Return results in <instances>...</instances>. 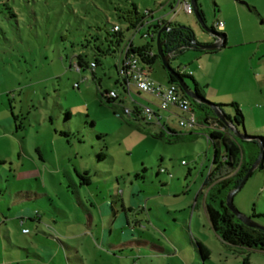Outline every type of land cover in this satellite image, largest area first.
<instances>
[{
	"label": "rangeland",
	"instance_id": "rangeland-1",
	"mask_svg": "<svg viewBox=\"0 0 264 264\" xmlns=\"http://www.w3.org/2000/svg\"><path fill=\"white\" fill-rule=\"evenodd\" d=\"M176 1L0 0V11H7L5 8L9 6L15 12V18L11 19L0 14V120L4 123L11 115L17 117L15 123L24 127L21 134L32 157L14 161V176L8 172L9 165L4 167L5 171L0 166L2 184L8 185L13 195L30 185L32 191L47 192L53 198L49 210H36L43 219L24 221L23 227L30 233L23 234L19 222L9 220L11 245L0 232L3 254L14 253L33 264H132L129 256L140 252L146 256L140 264H169V260L182 264L180 256L193 264V256L179 240V228L168 232L166 224L173 220L167 211L182 209L174 213V217L189 220L195 195L202 187L214 155L213 146L205 138L210 131V120L206 118H212L213 114L190 102L196 125L190 131L179 130L176 117H170V125L181 134L170 139L159 137L160 129L155 123L127 114L115 115V111L120 112L119 105L108 104L100 93L112 91L119 99L123 97L122 87L116 83L118 54L98 56L97 65L90 68V63L95 62L93 42L85 41L96 34L97 26L108 28L115 24L124 29L117 14L134 3L140 12L151 10L154 15L163 16L165 22L190 28L198 44H212L213 38L200 25L194 12L189 15L182 8H175ZM199 1L207 28L218 20L227 24L228 32L215 31L229 33V45L216 53L187 49L171 59L170 66L186 75L190 88L194 80L207 101L227 105L222 108L225 114L233 115L234 109L229 104L237 103L243 115V128L239 130L264 141V23L258 21L253 30L246 19L240 20L231 13L223 0H218L222 3V14L210 0ZM146 32V27L137 32L125 31V39H131L136 48L149 47L157 54L156 39L151 41ZM98 33L104 34L103 30ZM258 39L263 41L252 43L247 49L235 47L237 43ZM79 55L87 64L83 69L75 66ZM149 76L156 85H167L166 71L160 60L151 65ZM130 89L124 108L130 109L132 103L155 107L158 102L150 94ZM160 115L165 119L169 114L160 112ZM0 131L4 134L3 129ZM54 131L57 135L61 131L70 132L67 137L59 138ZM43 144L48 149L45 163L38 162L35 152L37 145L43 152ZM240 145L248 160L252 145L242 140ZM62 160L77 183L79 178L74 168L87 170L91 176L92 189H78L89 215L75 207L73 191L66 192L67 184L59 169ZM35 162L42 174V165L48 167L52 175L58 173L62 189L52 178L44 181V188ZM262 164L264 166V160ZM160 169L166 173L160 174ZM109 190L121 193L126 206L123 212L115 215L112 209L101 204L103 194ZM185 191H188L186 195ZM132 194L136 195L134 199ZM114 199L108 198V206ZM131 201L141 204L136 207ZM233 203L240 213L264 226L263 216L252 217L253 212L264 214V167L252 173L233 196ZM3 205H6L4 201ZM56 205L65 215L52 213ZM165 229L167 232L163 231ZM127 241L140 245H123ZM154 246L164 247L171 253H157ZM27 247L31 248L30 253L39 251L44 260L21 250ZM74 248L81 263L74 258ZM133 262L138 263L137 259ZM250 264H264V254L253 255Z\"/></svg>",
	"mask_w": 264,
	"mask_h": 264
},
{
	"label": "trees",
	"instance_id": "trees-1",
	"mask_svg": "<svg viewBox=\"0 0 264 264\" xmlns=\"http://www.w3.org/2000/svg\"><path fill=\"white\" fill-rule=\"evenodd\" d=\"M6 5V4H4ZM162 7L161 5H159ZM169 7L173 9L171 3H169ZM7 11H0L1 16L3 15L7 19L15 18V12L7 6L5 8ZM120 11V10H119ZM199 14L204 21L203 12L198 9ZM119 21L124 23V29L119 25H111L107 28V26L95 28L96 34L90 36L89 40L85 41L87 44L93 42L91 45L92 50L95 53V62L90 63V68H94L98 63V56H113L118 54V60L115 65L117 74L119 76L116 83H118L121 87H123L125 80L120 78L118 63L120 62L121 52L123 48L129 44L130 47L128 49V54H132L138 58L140 61L144 63L148 69L150 70L151 65L155 60H159L157 54L152 52L149 47L144 48H136L132 40L125 39V31H139L141 27H146L147 32L146 36L152 40L156 39L157 33L163 26H168L170 29L168 31H164L160 35V42H162V51L165 55L173 54L174 56L171 59H174L176 55L182 53L187 49H191L195 52L202 53H213L214 51L207 52L204 50H200L196 45H193V31L190 28L179 26L177 24L169 22H162L161 24H157L154 21V18L157 17L154 15V12L151 10H145L144 12L138 11L137 6L134 3H130L129 8L125 9L121 13L117 14ZM117 28V29H115ZM216 35L224 36L223 34L216 32L214 28H210ZM103 30V35L99 34ZM151 34V36L149 35ZM77 62L75 66L78 69H83L87 67L86 62L79 55L76 57ZM94 65L92 67L91 65ZM163 68V67H162ZM164 69V68H163ZM177 75L187 83L186 75L180 73V71L175 70ZM192 79L190 75H187ZM167 84L176 85L179 92L185 96L189 102H193L197 104L198 107L202 108L206 112H210L213 114L212 118L207 117L206 121L210 120V126L215 124L216 129L209 127V133L206 134V142L209 145H212L214 148V155L211 161V164L208 168V173L203 181L202 188L198 193V196H204V207L208 217V221L213 229V231L217 234V236L226 244L241 247L246 249H254L259 251H264V231L256 228H251L243 224L232 212L226 208L224 200L226 195L231 190L235 189L242 178L246 174L249 167L254 163L256 158L259 155V142L261 137L250 136V139L242 140L248 142L252 145L249 158L245 157L244 151L240 145V140L236 138L230 131L229 127L221 122L215 116L213 110L203 104L196 102L195 100L188 98L184 92L181 90L177 81L166 72ZM193 80V79H192ZM194 92L202 96L197 83L193 80ZM112 92V91H110ZM109 92L100 93V97L104 99L108 104L117 103L120 107V112L115 111L114 114L121 117L125 115L124 113V100L118 98H110L108 97ZM217 108L221 110L224 115L225 120L228 122L230 127H235L237 129L243 127V115L242 112L236 103L229 104L230 107L234 109L233 115L225 114L222 110L224 106L223 104H213ZM68 118V114L66 116ZM134 119H138L135 115H132ZM16 120V118H14ZM17 129H24V127L20 124L15 123ZM159 137H180V131L174 130L172 127L167 125H162L159 127ZM59 135L67 137V132H59ZM262 162L259 164L257 169L263 168ZM79 178V182L82 186H86L90 184L89 173L81 172L77 174ZM73 191V194L76 195L74 191V185L68 187ZM197 196V197H198ZM197 199V198H196ZM264 214H256L253 212L252 217H259ZM195 247L197 249L198 255L201 259H206L208 252L206 249L195 242ZM247 260V258L245 259Z\"/></svg>",
	"mask_w": 264,
	"mask_h": 264
},
{
	"label": "crops",
	"instance_id": "crops-1",
	"mask_svg": "<svg viewBox=\"0 0 264 264\" xmlns=\"http://www.w3.org/2000/svg\"><path fill=\"white\" fill-rule=\"evenodd\" d=\"M210 1L212 2L213 7L216 8L218 12L222 14V3H220V1L218 0H210ZM223 1L225 2L226 5H228L231 13L235 14L237 18H239L240 20L246 19L249 24L248 26H250L251 29L253 28V30H255L254 28L257 25L258 21H260V24L264 23V0H223ZM197 4L199 5L198 9L202 11V2L197 0ZM219 21L220 20L216 22H219ZM214 25L212 28H214ZM226 29H227V24L223 23L222 30L226 32L227 31ZM255 33L256 32H253V34ZM221 34H223L225 37V46L214 51L213 53L226 49L227 48L226 46L229 45V33L227 34L221 33ZM214 41L215 40L213 39V42ZM261 41H263V39H258L257 41H250V42L244 41V42L237 43L235 47L237 49L244 50V49H247L246 47H248V45L252 43L261 42ZM14 118H16L17 120V117H14V115H11V117H9L8 122L2 123V121L0 120V129H3V132H4V134H1V131H0V166L2 167L1 170L5 171L4 167L6 165H9L8 172L12 176H14L16 172L14 168L15 160L16 162H18L25 158H32L25 147L24 138L21 134V131H23L24 129L22 130V129L16 128L15 126L16 120H14ZM8 126L12 128H9ZM54 133H56V136L59 138L64 137L59 134L57 135L56 131H54ZM51 143L53 146L55 145L53 141ZM66 143L71 146L69 141H67ZM42 147L43 148L41 149L43 150V152L40 151V145H37V147L35 148V152L38 155V159H39L38 162L41 161L42 163H45V154L48 153V149L45 144H43ZM34 166L37 169V171L40 172L39 176H41L42 171H40V167L37 165L36 162L34 163ZM42 167L44 168L43 174L45 176H43V174L41 178L38 176L39 180L42 182V185H44V181L46 182V179L49 180L50 178H52L55 181H57L59 188L62 189L63 182L61 181V177L59 176V174L56 173L55 175L57 176L52 175L51 170L48 167L44 165H42ZM59 167H60L59 169H61L63 172V178H65V183L67 184L66 192L69 191V188H68L69 186L71 187L72 185H74V191L76 195H75V198L72 197V200L75 203V207L78 210L82 209V211L85 214L89 215L90 213H89V210L87 209L88 207L86 206L85 201H83V199L81 198L78 189L81 187L91 188L93 186L91 179H90V184L86 186H82L79 181L78 183L75 181L74 176L67 169L64 160H62L59 163ZM81 172L89 173L87 170L80 171L74 168V173L76 176L78 173H81ZM36 176H37V173H36ZM89 177H91L90 174H89ZM2 180H3V177L0 172V232L2 234V238L9 245H11L12 232H10V227L8 226L9 220L11 219L13 220L12 222H15V223H17L18 221L19 225L22 228V231L24 229L28 230L27 228L23 227L24 221L32 220V219H37V220L43 219L42 217L39 216V211H36V210H38V208L41 210L43 209L49 210L48 205L49 204L52 205L53 198L50 195H48L47 192L37 193L35 191H32L30 185H29L30 188L26 190L16 191V193H14L13 195L11 190H9L8 185L4 186L2 184L3 183ZM43 187L45 188V185ZM200 190L201 189H199V191ZM199 191H197L195 195L194 203L190 210L189 220H186L185 218L176 219L174 217L175 216L174 213L182 212V209L181 210L174 209V210L167 211V213L172 217V220H173L170 224H166L168 232L169 230H171V228H179V234L181 236V239L179 238V240L180 242L186 245L188 251L193 256V264H197L196 262H201V264H207V263L208 264H250L251 257L253 255H256V253L258 252L264 254V251L235 247V246H231L223 242L217 236V234L213 231L208 221V217H207L205 207H204V196H198ZM187 192L188 191H185L184 194L186 195ZM120 194H114L112 190H109L108 193L103 194L101 198V204L104 205V207H106L107 209L108 208L112 209L115 215L118 214L119 212H123V210L126 207L124 201L120 197ZM131 196H132V199H134L136 195L132 194ZM108 198H116L114 199V201L110 202V206H108L107 204ZM3 201L6 203V205H3ZM131 203L132 205H135L136 207H139L141 204L140 201L138 202V205H136L134 201H131ZM146 203H148V200L146 201ZM199 203H201V205ZM14 209L15 211H13ZM127 209L131 210V207L129 208L127 207ZM52 213L54 215H65V212L61 210L57 205L54 206V211H52ZM125 221L127 222V219H125ZM159 221H161V219H159ZM163 223H165L164 220H163ZM126 225L129 227V223H126ZM163 231L167 232L166 229ZM28 233L30 232L28 231ZM195 242L202 245L208 252L206 259H201V257L198 255L197 249L195 247ZM27 243L29 242L27 241ZM136 244L137 246L140 245L139 243H135L133 241H127L123 245L130 246V245H136ZM153 248L155 252L160 253V254L171 253V252L166 251L164 247L154 246ZM21 250L29 255L31 254L33 257H35L38 260H44L43 257H40V255L37 253L39 251H37L36 253H32V252L30 253L29 251L31 250V248H28V247L21 248ZM74 250L76 252V256H74L75 260H78L81 263L82 262L81 257L77 254V250L75 248ZM132 254L133 255L129 256L130 260L132 261V264H135V262H133L135 259H137L138 261L137 264H140V260H146V256L141 255L140 252L137 254H134V253ZM178 255L180 256L179 253ZM48 257H50V255ZM246 258L247 260H245ZM0 259H1L0 264H25V262H27L28 264H33L31 261L21 259L20 256L16 257L14 253L3 254V250L1 248H0ZM49 260L50 259L48 260L45 259L46 262H48ZM180 260L182 261V264H190V262L187 261L186 258L184 259L181 256H180ZM163 263L166 264L165 262ZM169 264H179V263L173 262V261L171 262V260H169Z\"/></svg>",
	"mask_w": 264,
	"mask_h": 264
},
{
	"label": "built area",
	"instance_id": "built-area-1",
	"mask_svg": "<svg viewBox=\"0 0 264 264\" xmlns=\"http://www.w3.org/2000/svg\"><path fill=\"white\" fill-rule=\"evenodd\" d=\"M176 7L182 8L184 12L189 15L193 14V8L188 0H177L175 4V8ZM175 8L171 9V11H174ZM154 21H156L157 24H161L165 20L163 16H157L154 18ZM222 28L223 23L221 21L215 23L214 29L222 30ZM149 35L151 36V34ZM129 47L130 45L127 44L123 48L120 62L118 63L120 78L125 80L122 87L123 97L121 100H127L130 96V88L132 87L138 92L154 96L158 102L154 104L155 107H152L149 104L138 105L132 103L133 105L130 109L124 108L125 115L127 114L129 117L132 115H135L137 118L141 117L145 122L155 123L158 127L162 125L172 127L169 120L170 117L174 116L176 117V124L179 130L190 131L196 125V117L189 100L179 92L174 84H167L164 87L156 85L149 76L148 67L140 61V58L128 54ZM168 56L169 58H172L174 55L171 53ZM91 66L94 67L93 64ZM108 97L119 99L115 92H109ZM175 110L178 111L179 114L175 113ZM160 112H165L169 115L164 119V116L160 115ZM210 127L216 129L215 124ZM159 173L163 174L166 173V171L160 169ZM168 175L170 178L172 177L170 174ZM22 232L28 233V230L24 229Z\"/></svg>",
	"mask_w": 264,
	"mask_h": 264
},
{
	"label": "water",
	"instance_id": "water-1",
	"mask_svg": "<svg viewBox=\"0 0 264 264\" xmlns=\"http://www.w3.org/2000/svg\"><path fill=\"white\" fill-rule=\"evenodd\" d=\"M189 4L192 6L193 8V12L198 20V22L200 23V25L205 29V31L211 35V37L215 40L212 44H208V45H201L198 44L195 41V38L193 37V45H196L200 50H204V51H216L222 47L225 46V37L224 36H220V35H216L213 31H211L210 28H207L204 24V21L202 20L198 8L199 5L197 4V0H188ZM170 28L168 26H163L159 32L157 33L156 36V43H157V55L159 57V60L161 62L162 67L164 68V70L171 75L178 83V85L180 86L181 90L184 92V94L188 97L191 98L193 100H195L196 102L199 103H203L207 106H209L215 116L217 117V119H219L221 122H223L225 125H227L231 131V133L238 139L241 140H247L250 139V136L242 133L241 130L235 128V127H230L228 122L225 120L223 113L221 112V110L219 108H217L216 106L213 105V103L207 101L204 97L197 95L194 92L193 88H190L182 78H180L177 73L175 72L174 69L171 68L170 66V58L168 55H165L162 51V42H160V35L162 32L164 31H168ZM220 41V42H219ZM243 128V127H242ZM259 142V155L256 158V160L254 161V163L249 167V169L247 170L246 174L244 175V177L242 178V181L240 182V184L233 190H231L230 192H228V194L226 195V198L224 200L225 206L227 209H229L232 214H234L243 224H245L246 226H249L251 228H256V229H260L264 231V226L256 223L252 218L243 215L242 213H240L238 211V209L234 206L233 203V196L242 188V186L245 184V182L247 181V179L252 175V173L258 168L259 164L261 162H263L264 160V141L263 138H261V140H258Z\"/></svg>",
	"mask_w": 264,
	"mask_h": 264
}]
</instances>
